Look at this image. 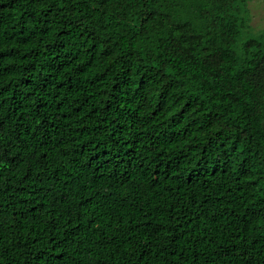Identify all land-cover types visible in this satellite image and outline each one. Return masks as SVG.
Masks as SVG:
<instances>
[{
  "label": "trees",
  "instance_id": "obj_1",
  "mask_svg": "<svg viewBox=\"0 0 264 264\" xmlns=\"http://www.w3.org/2000/svg\"><path fill=\"white\" fill-rule=\"evenodd\" d=\"M251 1L0 0V264H264Z\"/></svg>",
  "mask_w": 264,
  "mask_h": 264
},
{
  "label": "rangeland",
  "instance_id": "obj_2",
  "mask_svg": "<svg viewBox=\"0 0 264 264\" xmlns=\"http://www.w3.org/2000/svg\"><path fill=\"white\" fill-rule=\"evenodd\" d=\"M250 27L255 32L264 31V0H252L249 3Z\"/></svg>",
  "mask_w": 264,
  "mask_h": 264
}]
</instances>
